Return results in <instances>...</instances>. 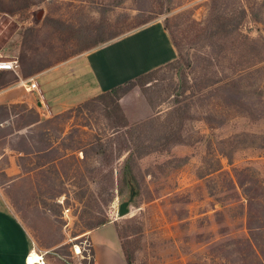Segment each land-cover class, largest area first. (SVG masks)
<instances>
[{"label": "rangeland", "instance_id": "374dc122", "mask_svg": "<svg viewBox=\"0 0 264 264\" xmlns=\"http://www.w3.org/2000/svg\"><path fill=\"white\" fill-rule=\"evenodd\" d=\"M152 22L176 57L135 87L142 124L112 133L96 102L80 105L97 95L36 110L28 80L84 94L83 76L54 71ZM13 61L0 189L49 264L70 262L73 240L91 252L104 226L128 264H264V0H0V62Z\"/></svg>", "mask_w": 264, "mask_h": 264}, {"label": "crops", "instance_id": "0c3cea01", "mask_svg": "<svg viewBox=\"0 0 264 264\" xmlns=\"http://www.w3.org/2000/svg\"><path fill=\"white\" fill-rule=\"evenodd\" d=\"M175 57V50L162 24L152 22L103 44L54 71L64 75L63 82L66 81L67 71L73 73V77L83 76L86 80L83 84L84 94H79V87L63 95L49 90L41 93L37 88V83L32 79L35 91L40 98L39 103H36V110L40 107L39 109L49 116L59 114L72 105L161 68L172 62ZM62 71L64 73H61ZM45 77H50V75ZM51 81L50 77L43 83L47 86ZM61 87L64 86L61 84ZM5 98L7 95L0 97V104L5 102ZM118 105L129 124L146 118L150 113V108L135 87L119 98ZM16 169L13 163L12 168L6 169L8 172L6 176L12 175L13 170ZM18 178L8 180L5 183L6 186L12 188ZM6 193L0 189V264H25L24 258L31 250L39 251L33 247L32 237L26 226L12 212L8 203L10 197ZM88 240L91 248L90 264H125L113 227L104 226L90 231ZM43 258L45 264H49L45 254Z\"/></svg>", "mask_w": 264, "mask_h": 264}, {"label": "trees", "instance_id": "16d2710c", "mask_svg": "<svg viewBox=\"0 0 264 264\" xmlns=\"http://www.w3.org/2000/svg\"><path fill=\"white\" fill-rule=\"evenodd\" d=\"M170 42L174 48V45H173L171 40H170ZM103 43H104V41L102 39H98L96 41V44H103ZM153 71H155V70H153ZM153 71H150V72H147L143 75H140L137 78H135L134 80L127 81L123 85L112 88L109 91L100 93L96 97L89 99L90 101H88V100L84 101L80 105L85 106L89 102H96V104L98 106H100V108L103 112V116L106 120L107 127L110 129V131L112 133H117L122 129L128 130L130 128V125L126 121V119H125V117H124V115H123V113H122V111L118 105V100L120 97H122L124 94L129 92L134 87H138L140 89L144 88V86L149 82L148 81L149 75ZM12 79H14V78H12ZM11 82H13V81H11ZM7 83L4 81V74L0 73V88L4 87L5 85H8ZM0 110L3 111V110H5V108L3 106H0ZM176 110H175V112H176ZM1 114H3V113H1ZM139 124H142V122L133 123V124H131V127L138 126ZM126 156H128V155H126ZM124 165H126V164H124ZM122 173L123 174L125 173V168L122 169ZM127 185H128V189L131 191V188H132L131 185L130 184H127ZM116 234H117V232H116ZM117 237H118V234H117ZM120 249L122 250L121 245H120ZM124 262H125V264H128L127 258H124Z\"/></svg>", "mask_w": 264, "mask_h": 264}, {"label": "built area", "instance_id": "2783aa9c", "mask_svg": "<svg viewBox=\"0 0 264 264\" xmlns=\"http://www.w3.org/2000/svg\"><path fill=\"white\" fill-rule=\"evenodd\" d=\"M16 68V62H0V71H14ZM22 85H24L22 83ZM27 90L35 89V84L28 80ZM45 253L35 252L31 250L24 258L25 264H45L43 255ZM70 262L65 264H90V250L89 244L86 240H73L69 247Z\"/></svg>", "mask_w": 264, "mask_h": 264}, {"label": "water", "instance_id": "95a60500", "mask_svg": "<svg viewBox=\"0 0 264 264\" xmlns=\"http://www.w3.org/2000/svg\"><path fill=\"white\" fill-rule=\"evenodd\" d=\"M127 202H122L118 205L117 207V215L120 217V216H123L127 213Z\"/></svg>", "mask_w": 264, "mask_h": 264}, {"label": "bare ground", "instance_id": "6f19581e", "mask_svg": "<svg viewBox=\"0 0 264 264\" xmlns=\"http://www.w3.org/2000/svg\"><path fill=\"white\" fill-rule=\"evenodd\" d=\"M26 91H29V90H27V89H25Z\"/></svg>", "mask_w": 264, "mask_h": 264}]
</instances>
